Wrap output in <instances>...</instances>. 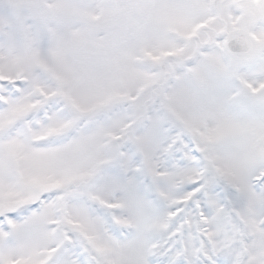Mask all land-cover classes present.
<instances>
[{
  "label": "snow or ice",
  "instance_id": "6c2138e0",
  "mask_svg": "<svg viewBox=\"0 0 264 264\" xmlns=\"http://www.w3.org/2000/svg\"><path fill=\"white\" fill-rule=\"evenodd\" d=\"M0 264H264V0H0Z\"/></svg>",
  "mask_w": 264,
  "mask_h": 264
}]
</instances>
